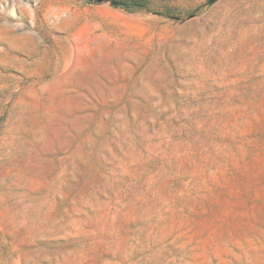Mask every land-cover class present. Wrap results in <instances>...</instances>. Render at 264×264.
<instances>
[{"label": "rangeland", "instance_id": "rangeland-1", "mask_svg": "<svg viewBox=\"0 0 264 264\" xmlns=\"http://www.w3.org/2000/svg\"><path fill=\"white\" fill-rule=\"evenodd\" d=\"M0 0V264H264V0Z\"/></svg>", "mask_w": 264, "mask_h": 264}, {"label": "trees", "instance_id": "trees-1", "mask_svg": "<svg viewBox=\"0 0 264 264\" xmlns=\"http://www.w3.org/2000/svg\"><path fill=\"white\" fill-rule=\"evenodd\" d=\"M113 1L119 3V8H123L128 11H133L135 9H144L147 4V0H111L110 2ZM98 2H103V0H98Z\"/></svg>", "mask_w": 264, "mask_h": 264}, {"label": "water", "instance_id": "water-1", "mask_svg": "<svg viewBox=\"0 0 264 264\" xmlns=\"http://www.w3.org/2000/svg\"><path fill=\"white\" fill-rule=\"evenodd\" d=\"M217 1H218V0H211L210 2H211V3H215V2H217ZM110 4H111L112 6H114V7H118V6H119V3L116 2V1L110 2Z\"/></svg>", "mask_w": 264, "mask_h": 264}]
</instances>
